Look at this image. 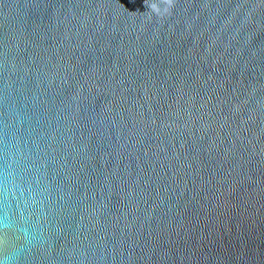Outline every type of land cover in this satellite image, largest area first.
Here are the masks:
<instances>
[{"label": "water", "instance_id": "95a60500", "mask_svg": "<svg viewBox=\"0 0 264 264\" xmlns=\"http://www.w3.org/2000/svg\"><path fill=\"white\" fill-rule=\"evenodd\" d=\"M0 264H264V0H0Z\"/></svg>", "mask_w": 264, "mask_h": 264}]
</instances>
